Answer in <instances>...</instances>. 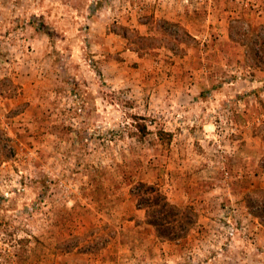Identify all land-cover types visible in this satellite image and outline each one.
<instances>
[{
	"label": "rangeland",
	"instance_id": "rangeland-1",
	"mask_svg": "<svg viewBox=\"0 0 264 264\" xmlns=\"http://www.w3.org/2000/svg\"><path fill=\"white\" fill-rule=\"evenodd\" d=\"M261 35L264 0H0V264H264Z\"/></svg>",
	"mask_w": 264,
	"mask_h": 264
},
{
	"label": "trees",
	"instance_id": "trees-1",
	"mask_svg": "<svg viewBox=\"0 0 264 264\" xmlns=\"http://www.w3.org/2000/svg\"><path fill=\"white\" fill-rule=\"evenodd\" d=\"M262 47L255 50L251 48V53L255 60L261 59L264 64L260 50L264 52V35H261ZM264 69V68H263ZM256 117L248 121L252 125L255 135L259 136L264 143V100L257 96ZM261 167L264 169V156L261 160ZM130 194L136 201V207L145 211V223L154 228L156 237L162 241H178L185 237L191 227L197 222V215L192 207H179L171 203L167 196L154 184L136 182L130 188ZM246 206L250 213L264 223V189L255 188L244 195ZM64 243V244H63ZM64 250L69 251L78 246L63 242ZM86 247H90L87 245ZM85 246L83 248H86Z\"/></svg>",
	"mask_w": 264,
	"mask_h": 264
}]
</instances>
